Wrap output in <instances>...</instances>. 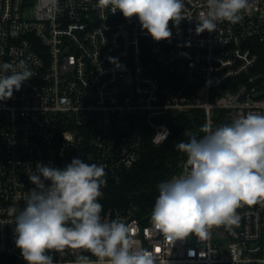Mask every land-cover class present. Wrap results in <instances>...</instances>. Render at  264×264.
<instances>
[{"label": "built area", "instance_id": "built-area-1", "mask_svg": "<svg viewBox=\"0 0 264 264\" xmlns=\"http://www.w3.org/2000/svg\"><path fill=\"white\" fill-rule=\"evenodd\" d=\"M96 5L0 0V66L25 61L33 73L0 101V264H27L10 209L24 207L37 163L63 169L79 158L104 165L106 179L138 161L146 137L161 144L156 135H169L171 116L199 121L201 137L205 125L215 130L248 113L264 115V75L253 71L254 44L264 41V0H249L241 22L199 34L206 0H184L185 19L170 22L172 36L161 41L137 17ZM186 159L165 182L183 172ZM156 198L147 209L103 207L102 221L131 226L137 247L153 251L156 264H264V202L237 209L238 223L212 228L207 240L173 242L150 222ZM50 254L54 264H75L81 254L96 260L70 247Z\"/></svg>", "mask_w": 264, "mask_h": 264}, {"label": "clouds", "instance_id": "clouds-1", "mask_svg": "<svg viewBox=\"0 0 264 264\" xmlns=\"http://www.w3.org/2000/svg\"><path fill=\"white\" fill-rule=\"evenodd\" d=\"M49 2L57 6V0ZM248 4L206 0L196 32H214L219 22H241ZM96 6L120 11L126 19L137 17L155 41L169 39L170 22L177 25L185 19L184 0H97ZM0 70L5 73L0 75V101L12 98L33 76L25 61L4 63ZM201 131L203 136L176 145L187 157L186 168L158 186L150 222L169 241L190 236L207 240L212 228L238 223L237 209L264 202V115L248 113L215 130L205 125ZM156 136L164 140L167 132ZM105 176L104 165L79 158L63 169L37 163L35 173L28 175L35 187L24 207L10 209L15 243L27 264H54L50 253L69 247L96 258L81 254L75 264H156L153 251L137 247L131 226L118 219L102 221L98 198Z\"/></svg>", "mask_w": 264, "mask_h": 264}, {"label": "trees", "instance_id": "trees-1", "mask_svg": "<svg viewBox=\"0 0 264 264\" xmlns=\"http://www.w3.org/2000/svg\"><path fill=\"white\" fill-rule=\"evenodd\" d=\"M254 50L258 53V60L253 71L264 75V41L255 43ZM165 120L170 133L161 144L153 145L149 136L146 137L138 161L130 168L107 176L106 185L101 188L103 195L98 198L103 207L136 204L147 209L158 196L159 184L165 182L185 155L177 150L176 145L188 142L193 135L199 137L194 129L199 121L188 115H175ZM188 130L191 132L186 133Z\"/></svg>", "mask_w": 264, "mask_h": 264}]
</instances>
